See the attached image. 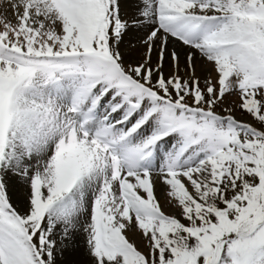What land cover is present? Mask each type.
<instances>
[{"label":"snow or ice","instance_id":"1","mask_svg":"<svg viewBox=\"0 0 264 264\" xmlns=\"http://www.w3.org/2000/svg\"><path fill=\"white\" fill-rule=\"evenodd\" d=\"M0 264H264V0H0Z\"/></svg>","mask_w":264,"mask_h":264}]
</instances>
